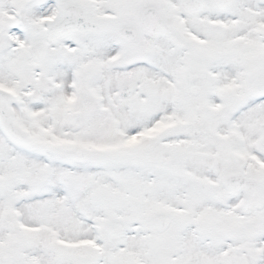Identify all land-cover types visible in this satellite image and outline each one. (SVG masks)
<instances>
[{
  "label": "snow or ice",
  "instance_id": "1",
  "mask_svg": "<svg viewBox=\"0 0 264 264\" xmlns=\"http://www.w3.org/2000/svg\"><path fill=\"white\" fill-rule=\"evenodd\" d=\"M0 264H264V0H0Z\"/></svg>",
  "mask_w": 264,
  "mask_h": 264
}]
</instances>
